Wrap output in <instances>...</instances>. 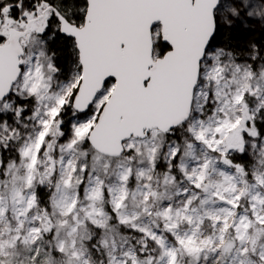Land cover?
<instances>
[{
	"label": "snow or ice",
	"instance_id": "snow-or-ice-1",
	"mask_svg": "<svg viewBox=\"0 0 264 264\" xmlns=\"http://www.w3.org/2000/svg\"><path fill=\"white\" fill-rule=\"evenodd\" d=\"M0 264H264V0H0Z\"/></svg>",
	"mask_w": 264,
	"mask_h": 264
}]
</instances>
